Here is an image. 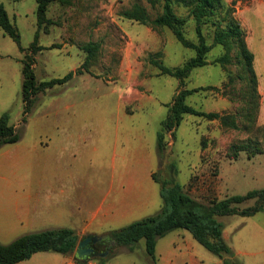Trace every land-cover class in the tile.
<instances>
[{
    "label": "rangeland",
    "instance_id": "obj_1",
    "mask_svg": "<svg viewBox=\"0 0 264 264\" xmlns=\"http://www.w3.org/2000/svg\"><path fill=\"white\" fill-rule=\"evenodd\" d=\"M235 2V16L247 32V43L255 55L257 87L248 83L246 72L234 57L231 64H209L194 69L186 79V87L213 85L216 90H200L187 102L206 112L233 114L238 128L222 125L218 119L207 120L193 114L185 115L173 135L165 137L166 148L160 155L156 175L161 180H175L203 203L232 195H246L264 188V0H225ZM21 34L22 51L18 44L0 28V116L6 112L21 139L0 147V205L15 200L19 181L31 179L32 170L17 163L18 146L27 143L31 149L35 138L43 133H68V104H77L83 116L102 117L126 115V95L136 94L135 123L153 138L158 150V132L166 118L179 81L159 74L149 56L178 66L195 55L185 48L168 28L153 29L138 21L126 19L122 11L135 3L144 5L152 17L158 14L150 0H56L47 12L51 22L40 29L39 44L43 49L34 55V71L38 82L62 78L82 68L71 80L56 84L37 95L35 105L26 115L23 101V60L38 29L36 0H0ZM179 13L186 15L185 8ZM187 37L197 40L194 21L186 26ZM208 42L212 31L205 29ZM98 43L96 57L89 71L82 67L85 46ZM225 52L220 45L208 55L209 61ZM236 51L232 55L235 56ZM247 76H249L247 74ZM255 92V97L253 92ZM149 101H147L149 98ZM141 101L145 105L140 108ZM250 115L251 117H247ZM123 124L125 120L119 119ZM131 124L132 121H129ZM23 142V143H22ZM235 146H243L235 149ZM68 156V151H64ZM159 153V150H158ZM33 150L28 157L35 159ZM256 198L237 204L252 207ZM163 203V200H162ZM223 236L232 248L235 264H264V209L251 216L240 214L219 217ZM0 224V229H1ZM13 236L0 234L2 243ZM12 239V240H11ZM7 242V243H9ZM103 257L109 264H223L222 259L202 245L186 229H176L158 239L156 260L146 249L144 239L134 251L121 246ZM64 255L55 251L35 253L17 264H57ZM99 264V259L93 258Z\"/></svg>",
    "mask_w": 264,
    "mask_h": 264
},
{
    "label": "trees",
    "instance_id": "obj_2",
    "mask_svg": "<svg viewBox=\"0 0 264 264\" xmlns=\"http://www.w3.org/2000/svg\"><path fill=\"white\" fill-rule=\"evenodd\" d=\"M56 0H36L38 29L34 41L31 43L29 53L23 60V101L25 103L24 122L26 115L35 105L37 95L56 84H62L71 80L76 74L83 72L82 68L68 72L62 78H54L49 81L38 82L34 71V55L43 49L39 44L40 29L51 22L47 16L50 5ZM159 11L152 17L147 8L135 3L131 8L122 11L126 19L138 21L153 29L168 28L177 40L188 49H192L195 55L178 66H168L159 59L158 53L149 56V62L159 69V74L170 75L178 79L179 84L176 94L168 104L169 112L162 122V128L158 132V150L162 154L166 148L165 137L168 132L175 135L176 130L183 122L185 115L193 114L207 120L218 119L222 125L237 129V117L233 114H221L219 112H206L197 109L187 102L190 95L200 90H216L217 86L207 85L194 88L186 87V79L192 71L198 67L209 64H220L222 67L231 64L233 58L246 72L248 83L257 87V74L254 68L255 55L247 43V32L242 23L235 16V2L227 4L225 0H150ZM187 10L186 15L179 13V8ZM192 18L197 37L193 41L187 37V22ZM212 31L213 40L208 42L205 29ZM0 28L9 35L22 51L26 49L21 43V34L13 23L2 2H0ZM220 45L225 52L209 61V52ZM87 56L82 67L89 71V64L96 57L99 50L98 43H89L85 46ZM236 51L235 56L232 55ZM160 54V53H159ZM158 54V55H159ZM247 74L249 76H247ZM251 96L255 97V92ZM247 117H251L247 115ZM21 134L14 124L10 122L8 112L0 116V147L17 142ZM243 147V146H240ZM239 146L234 148L240 149ZM154 179L161 185V197L163 200L161 209L154 215L136 220L124 227L113 229L105 233L106 239L98 242V247L103 251L108 250L111 255L116 254L114 249L125 246L130 251L137 248L140 240L146 242V249L153 261L156 260V248L158 239L176 229L189 230L193 236L208 250L218 255L223 264H235L232 256V248L227 244L223 236L224 225L219 220L220 216L240 214L251 216L264 209V188L252 190L246 195H232L224 199H212L209 203H203L192 196L186 187L175 180H161L156 173ZM256 198V204L252 207L239 208L237 204ZM79 237L71 228H54L38 232L27 233L19 236L12 242L4 244L0 241V264H17L30 259L35 253L55 251L64 255L75 253ZM99 264H105L107 259L98 257ZM78 264H86L83 258L76 256Z\"/></svg>",
    "mask_w": 264,
    "mask_h": 264
},
{
    "label": "crops",
    "instance_id": "obj_3",
    "mask_svg": "<svg viewBox=\"0 0 264 264\" xmlns=\"http://www.w3.org/2000/svg\"><path fill=\"white\" fill-rule=\"evenodd\" d=\"M125 98L120 109L131 117L119 110L117 116L90 120L71 103L68 133L40 134L32 149L27 143L18 146L17 163L32 175L16 183L15 200L0 205L1 235L20 232L15 240L27 233L71 228L79 243L85 236L103 235L161 209V185L153 177L160 155L154 139L132 120L136 94L129 92ZM144 105L141 101L139 107ZM32 150L35 159L28 157ZM83 261L97 264L91 257ZM57 264H78L76 253L64 255Z\"/></svg>",
    "mask_w": 264,
    "mask_h": 264
},
{
    "label": "water",
    "instance_id": "obj_4",
    "mask_svg": "<svg viewBox=\"0 0 264 264\" xmlns=\"http://www.w3.org/2000/svg\"><path fill=\"white\" fill-rule=\"evenodd\" d=\"M107 235H88L85 236L77 245V249L75 251L76 256L80 258H97V257H105L109 254V251H99L94 247V244L106 239Z\"/></svg>",
    "mask_w": 264,
    "mask_h": 264
},
{
    "label": "flooded vegetation",
    "instance_id": "obj_5",
    "mask_svg": "<svg viewBox=\"0 0 264 264\" xmlns=\"http://www.w3.org/2000/svg\"><path fill=\"white\" fill-rule=\"evenodd\" d=\"M97 245H98V243H97V244H94V247H95L97 250H99V251H103V249L100 248V247H98Z\"/></svg>",
    "mask_w": 264,
    "mask_h": 264
}]
</instances>
